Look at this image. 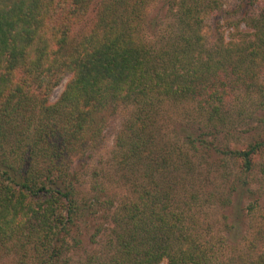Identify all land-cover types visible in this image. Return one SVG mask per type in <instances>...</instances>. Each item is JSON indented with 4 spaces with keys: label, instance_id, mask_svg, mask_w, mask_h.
<instances>
[{
    "label": "trees",
    "instance_id": "obj_1",
    "mask_svg": "<svg viewBox=\"0 0 264 264\" xmlns=\"http://www.w3.org/2000/svg\"><path fill=\"white\" fill-rule=\"evenodd\" d=\"M157 3L161 11L153 14ZM217 4L0 0V255L34 243L33 264H67L66 256L106 223L112 227L103 264H264V221L250 238L262 243L253 257H230L220 246L248 238L242 202L253 192L246 180L224 187L223 195L209 193L228 209L218 238L185 210L205 195L197 158L216 155L240 174L260 168L264 175V116L247 142L217 145L222 132L247 123L254 107L264 111V9L248 21L253 39L222 34L210 43L205 24ZM90 14L92 24L77 31ZM255 93L256 104L247 105ZM122 107L131 114L116 139L114 165L131 197L116 205L101 197L110 195L103 187L83 195L73 164L89 156ZM182 107L194 132L183 134V147H161L164 112ZM90 254L82 264H96ZM26 257L19 264H28Z\"/></svg>",
    "mask_w": 264,
    "mask_h": 264
},
{
    "label": "rangeland",
    "instance_id": "obj_2",
    "mask_svg": "<svg viewBox=\"0 0 264 264\" xmlns=\"http://www.w3.org/2000/svg\"><path fill=\"white\" fill-rule=\"evenodd\" d=\"M217 2V5L221 8H219L215 14L208 17L205 24V34L210 43H213L215 39L222 34L229 39L251 35L253 32L251 29L252 24L249 26L248 21H250L251 17L259 16L264 9V0H217ZM156 7L158 8L156 9ZM161 7L162 4L160 5L157 3L153 7L155 12L151 9V11H153L152 13L157 14V11H161ZM94 16V14L88 15L83 22L75 26L76 30L80 31L87 29L90 24H92ZM252 35L249 36V39L254 38ZM262 70V83L264 85V67ZM67 82L68 79H66L64 83L54 91L52 102L58 100ZM257 98L258 95L255 93L250 99L248 98L245 100V103L247 105L251 102L256 104ZM238 112L239 107L235 109L234 118L239 116L237 114ZM252 112L255 113L250 118L248 112L245 114L247 116L246 118H249V120L247 123H243L239 127L237 125L236 131L234 130L231 132L232 134L222 132L218 138L216 137L218 139L217 145L221 142L223 143L222 145H235L238 143L239 137L241 141L247 142L250 135H255L257 118L264 116V111L259 110L256 112V107H254ZM130 114L131 108L122 107L117 114L109 117L102 137L91 146V150L88 154L90 157L88 156L85 159L84 157L83 159H80L81 157H79L75 159L73 170L78 169L77 171L79 172L80 183L78 182V188H80L83 195L88 198L92 197L95 193L93 191V193L89 194L90 189L95 190L94 188H96L97 190H100L102 187L107 189V191L110 192V195L107 196V194L102 193L101 197L106 199L111 198L116 205H119L124 199H128L129 196L131 197L129 194L130 191L126 185L121 184L116 176L114 165L116 139ZM190 121L187 109L184 107L181 109H169L164 112V115L159 122L160 128H158L161 131L159 136L161 143L160 146L168 149L174 147V145L183 147L182 145L185 142L183 134H185L187 130L192 129V127L189 128V124L192 126ZM191 132L194 131L191 130ZM212 136V134L207 135L209 141H212ZM217 147L219 148L221 146ZM187 149L188 147L185 146V151ZM260 162L264 163V155L260 159ZM197 164H200V171L203 173V176L201 175L200 179L205 181L201 184L198 181V183L199 185L204 186L201 189H203L202 194L205 195H202L201 203L194 206L192 210H188L189 207L186 206L185 210L188 211L186 213L194 216V220L198 221V226L201 231L205 232L206 235H211L210 237L218 238L221 234L224 235L225 227L223 214H227L228 209L224 210L223 207H220V204H218L215 199L211 198L209 193L215 191L216 193L223 195V193L227 191L224 190V187L226 188L230 186L231 183L237 180H246L249 183L253 193H247L242 202V207L246 208L244 213L245 222L242 225V231L248 238L246 240H241L238 245L226 244L222 246L221 244L220 246L223 247L224 250L229 249L226 253L230 257H233L234 255H237V257H253L256 253L255 248L253 247L258 248L259 251L262 249V243L259 242L257 244H252L250 242L251 235L258 230L264 221V175L261 173V169L256 168L251 174L243 175L239 173L233 161L227 159L220 163L216 155H205L202 160L197 158ZM206 175H210V178L207 179ZM191 194L192 192L185 194V196L189 197ZM180 199H182V197ZM254 199L259 201L255 203L256 206H254L253 210H249V205L254 202ZM102 214L103 213H100V215ZM104 225L100 227L102 230L98 233V236H94L93 241L91 240L92 238H90L88 242L86 240L83 244V249L76 248L66 256L67 264H82L84 263V254L90 253L95 259L98 258L96 260L93 258L96 264H103L102 260L99 259L101 258L104 260L108 254H110L109 249L107 248V242L110 238L112 227L111 224L104 223ZM95 232L96 230H92L89 235L92 236ZM21 245L24 247L23 244ZM26 245L27 248H20L22 249L21 252L17 251V253L1 254L0 264H19V262L22 261L21 259L25 256H27V263L33 264V258L35 255L33 250L35 244ZM19 247L20 246L16 248ZM69 258L70 260H68Z\"/></svg>",
    "mask_w": 264,
    "mask_h": 264
}]
</instances>
